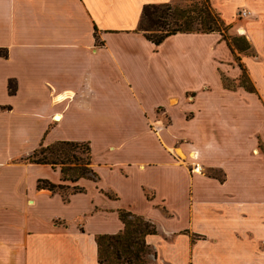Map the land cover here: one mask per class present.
<instances>
[{"label": "crops", "instance_id": "obj_1", "mask_svg": "<svg viewBox=\"0 0 264 264\" xmlns=\"http://www.w3.org/2000/svg\"><path fill=\"white\" fill-rule=\"evenodd\" d=\"M173 1L0 0V168L18 173L0 180V201L25 205L24 211L0 210V264H105L98 261L95 236L123 228L119 209L160 224L145 237L152 250L146 264H264V172L250 169L252 163L240 157V139L220 126L229 106L247 102L249 95L264 107V0H210L230 34L239 29L247 38L253 56L232 51L218 32L176 33L155 45L136 30L144 4ZM241 9L249 15L237 18ZM234 56L258 94L224 86L221 71L232 78L240 73L230 64ZM214 87L221 90L217 101L190 108L198 92ZM174 106L188 109L180 124ZM160 107L167 125L157 115ZM204 112L209 123L200 121ZM140 116L147 119L154 148L126 128ZM38 121L48 123L39 137ZM105 123L112 128L102 138L114 139L109 148L115 150L98 165L88 137L48 136L59 125L91 133ZM150 123L157 124L156 132ZM259 138L264 141V134L254 135L251 151L264 169ZM58 140L88 141L96 173L100 166L126 179L155 171L179 195L169 204V196L142 181L146 211L119 204L117 193L103 189L113 204L83 208L79 199L98 173L97 181H62L58 168L24 160L41 142ZM33 166L45 174L31 180ZM204 167L220 170L222 178L208 176ZM199 178L209 186L201 193L194 189ZM38 179L83 191L65 200L59 192L38 189ZM36 202L45 205L29 207Z\"/></svg>", "mask_w": 264, "mask_h": 264}, {"label": "rangeland", "instance_id": "obj_2", "mask_svg": "<svg viewBox=\"0 0 264 264\" xmlns=\"http://www.w3.org/2000/svg\"><path fill=\"white\" fill-rule=\"evenodd\" d=\"M192 2V0H174L172 3L176 7L184 8L187 5H189ZM239 11V10H238ZM237 11V12H238ZM217 12V11H216ZM230 30L227 31L229 35L231 36H244L243 34L240 33L239 29H236L233 34H230ZM245 37V36H244ZM246 38V37H245ZM247 39V38H246ZM254 52V50H252ZM251 52H246L245 54L251 55ZM253 56V55H251ZM234 61V62H233ZM230 62L232 66L238 65L240 67V73L237 77L232 78L230 77L226 72L221 71V77L224 76L227 79V85L232 87L233 89H244L247 91L245 88L248 85V82L252 84L250 81L247 73L246 76L247 78L241 77L242 72H246L244 68H242L240 62L234 56V60ZM249 86V85H248ZM253 86V85H252ZM254 87V86H253ZM254 92L256 94L257 91L254 88ZM197 97L195 98V102L192 103L190 108H193L192 110H197V108L203 107L206 105V103L212 101H217L221 95V90L217 87H214L212 91L209 93H201L198 92ZM186 99L187 100H192V97L190 96V93H186ZM247 102H240L239 106L236 105L234 106H229V108L226 110V115H225V122L224 125H220V123H216L215 126L218 127L219 125L221 128H223V133H229L232 135H235L241 143L242 147L238 145L239 148V153L240 157L242 159H246L252 163V166L250 169H254L256 172H264V169L259 167V164L261 161H256L254 157L255 154L251 151V141L253 140L254 135L259 134L262 135L264 134V107L262 106L259 101L250 96L247 98ZM186 106V105H185ZM183 106L182 108H178V106L172 107V113L173 116L175 117L176 121L180 124L181 120V115H182V110H188L187 107L185 108ZM162 108H157L156 112L157 115L160 116V118L163 120V124L167 125L168 124V119L165 116H162ZM151 117V115L148 113L147 118ZM187 116H190V114H187ZM210 119L209 115H206V112H204L203 115L200 114V121L203 122H208ZM146 122L147 119L143 118L142 116L136 117L126 123V128L129 131H135L138 133V136L143 139V141L148 143L151 148H154V142H153V137L149 134L146 128ZM209 123V122H208ZM47 124L46 121H38L37 123V132L36 135L38 137L40 136V133H44V131L47 129ZM150 130L156 132L157 127L156 123H150ZM111 125L110 123H105L104 125H100L99 128L88 132L85 129H69V127H66L65 125H59L56 126L50 133L49 139L52 141L57 138L61 137H88L84 138L86 140L90 141L91 148H92V156L94 157L93 159L95 165H98V162H101L104 160L105 156L110 155L112 153V149L109 148V145L114 142V139L112 140H104L103 138L109 134L111 130ZM148 132V133H147ZM108 133V134H107ZM90 136V137H89ZM103 137V138H102ZM260 146V150L264 153V141L259 138L258 141ZM213 158L216 160L217 158H220L219 153L214 152L212 155ZM160 166L164 165V163H159ZM96 167V166H95ZM238 167V165L236 166ZM99 170V171H98ZM45 169L40 168L39 166L36 167H31L30 168V177L32 180L33 176L36 177H42V174H45ZM97 173L99 174V180L93 184L89 182V186L87 187V192L86 194L79 199V203L83 208H86L89 204H97L101 206H106V205H111L113 204L111 200H108L107 197H105L100 191V189H103L105 191L112 190L115 193H117L119 197V204H122L124 206H130L136 210L140 211H146V202L145 199H143V193L141 190L140 182H146L145 184L154 186L156 191L163 193L166 197L169 196L170 199L168 202L169 204H173L174 200L177 198L173 194V192L170 190V188L167 185H164L163 182L160 181V173H156L155 171H147L144 174L141 173H132L129 175L128 178L123 179L122 177H117L114 172H109L108 168H103V167H97ZM208 176H214L216 178L221 179L223 176V173L216 169V168H202L201 170ZM238 170L233 168L231 172V178L234 176H237ZM18 173L15 169H13L11 166L7 167H1L0 168V180L5 181V180H10L13 179V176H16ZM197 183L194 184V189H196L197 192L201 193L205 190L209 189V186L205 182V179H197ZM73 189L69 186L67 188H63L60 193L62 195H68L70 192H72ZM21 201H13L12 203L4 204L0 201V210H3V207H6V210H10V208H15L19 209L20 211H24L25 205L24 203H20ZM29 205L30 208H33L37 206V209L42 208L45 203L44 202H36V204ZM92 206V205H91ZM167 208V207H166ZM34 209V208H33ZM163 215V214H162ZM108 220H113V217L110 216ZM56 222H58L56 220ZM157 229L160 227V224L156 222Z\"/></svg>", "mask_w": 264, "mask_h": 264}, {"label": "trees", "instance_id": "obj_3", "mask_svg": "<svg viewBox=\"0 0 264 264\" xmlns=\"http://www.w3.org/2000/svg\"><path fill=\"white\" fill-rule=\"evenodd\" d=\"M229 26L224 23L219 13L212 7L210 0H192L184 8L173 3H147L142 6L136 30L141 32L155 45L160 44L167 36L176 33H210L218 32L228 46L239 53L251 52V44L244 36H231L227 33ZM254 52L252 51V54ZM241 77L247 78L246 72ZM226 88L227 79L222 76ZM249 85V86H248ZM246 90L254 92L248 82ZM9 91L14 92V85L9 83ZM261 144H259V147ZM26 162L46 164L58 168L62 181L75 182L79 178L97 181L98 175L92 168V156L88 141L58 140L44 145L42 142L33 152L24 158ZM69 187L63 183H52L47 179H38V189L59 192ZM73 192H82L83 187L73 186ZM67 200V196L64 195ZM118 217L123 228L114 234H97V257L105 264H146V256L152 253L145 237L157 232L156 225L142 215L125 209L118 210ZM154 254V253H153Z\"/></svg>", "mask_w": 264, "mask_h": 264}, {"label": "built area", "instance_id": "obj_4", "mask_svg": "<svg viewBox=\"0 0 264 264\" xmlns=\"http://www.w3.org/2000/svg\"><path fill=\"white\" fill-rule=\"evenodd\" d=\"M250 11L247 9H241L236 13L237 18H244L249 15Z\"/></svg>", "mask_w": 264, "mask_h": 264}]
</instances>
